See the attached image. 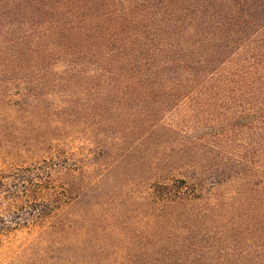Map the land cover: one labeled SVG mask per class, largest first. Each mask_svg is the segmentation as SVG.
Instances as JSON below:
<instances>
[{
    "label": "rangeland",
    "instance_id": "obj_1",
    "mask_svg": "<svg viewBox=\"0 0 264 264\" xmlns=\"http://www.w3.org/2000/svg\"><path fill=\"white\" fill-rule=\"evenodd\" d=\"M28 62L40 81L17 80L0 45V264H264L251 225L246 236L213 227L196 256L186 227L165 218L172 204L154 193L198 181L238 209L239 225L230 103L210 97L201 110L182 95L134 97L108 81H44L65 76L64 63H45L40 78L44 63Z\"/></svg>",
    "mask_w": 264,
    "mask_h": 264
},
{
    "label": "trees",
    "instance_id": "obj_2",
    "mask_svg": "<svg viewBox=\"0 0 264 264\" xmlns=\"http://www.w3.org/2000/svg\"><path fill=\"white\" fill-rule=\"evenodd\" d=\"M0 45L17 80L40 81L31 58L44 63L40 78L45 63H64L65 76L44 81H108L134 97L182 95L201 110L210 97L230 103L239 114V225L238 209L206 197L196 177L154 193L172 204L162 216L186 227L196 256L223 223L245 236L251 225L264 256V0H0Z\"/></svg>",
    "mask_w": 264,
    "mask_h": 264
}]
</instances>
